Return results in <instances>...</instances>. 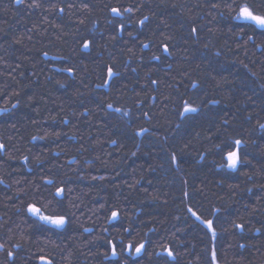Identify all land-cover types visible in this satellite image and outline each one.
<instances>
[{
    "label": "trees",
    "instance_id": "trees-1",
    "mask_svg": "<svg viewBox=\"0 0 264 264\" xmlns=\"http://www.w3.org/2000/svg\"><path fill=\"white\" fill-rule=\"evenodd\" d=\"M228 3L0 0V264L10 248L15 264H264V32L241 31ZM185 101L199 111L181 117ZM227 137L246 141L235 171L213 148ZM48 179L65 187L63 230L25 210ZM126 227L152 241L138 258L107 250Z\"/></svg>",
    "mask_w": 264,
    "mask_h": 264
},
{
    "label": "snow or ice",
    "instance_id": "snow-or-ice-1",
    "mask_svg": "<svg viewBox=\"0 0 264 264\" xmlns=\"http://www.w3.org/2000/svg\"><path fill=\"white\" fill-rule=\"evenodd\" d=\"M16 4H21L23 0H14ZM33 7H36V4L32 5ZM213 8L217 7V5L214 3L212 5ZM227 8L229 11V14L231 15V18L236 21H242L244 22L241 31L244 30V28H250L253 31L255 29H260L262 32H264V4L261 5L260 9L257 10L253 4H250L248 0H229V3L227 4ZM61 12L64 11L63 8L60 9ZM131 8H124L123 12H131ZM111 12L114 16H121L122 10L118 7H112ZM148 17L145 16L143 20H140V24L143 25L145 20H147ZM121 30H123V25H120ZM192 32L195 33L196 29L193 28ZM251 39V37H249ZM83 47L87 49L89 47V42H85L83 44ZM144 48H148V44L143 45ZM163 52L169 53V47L167 45L163 46ZM170 54V53H169ZM153 59L159 60L160 56H153ZM62 71H66L69 74L73 73V69L71 67L62 69ZM135 71V69H133ZM116 76V73L113 71L111 67L107 68V81L105 82L106 87L110 86L108 84V81L112 80L113 77ZM152 84H156V80L151 81ZM63 87V85H61ZM155 99V97H153ZM215 103V101H214ZM15 107V105H13ZM108 108H112L111 104L107 105ZM117 112L120 111V109H116ZM199 109L192 104H190L188 101L184 102L183 110L180 113L181 117L186 118V114L189 113H196ZM128 113L125 112L124 115H127ZM228 121L225 120L224 124H227ZM259 127L261 129H264V124H260ZM148 129H142L141 132L136 133L137 135H142L143 133H147ZM33 139H36L33 137ZM115 143V141H113ZM246 144V141H244L241 138H233V137H227L223 140H221L220 143H216L213 145V148L216 152L220 154V162L218 164V167L220 168H226L230 170H237L242 164L246 163L247 161L245 159H242V146ZM5 146L3 144H0V150H3ZM205 157L202 155L200 157L201 160H203ZM27 159V158H25ZM171 162L175 165H179L180 161L178 160L175 153L171 156ZM2 182V181H0ZM44 191L49 192V196L45 197L40 192V186L36 187V195L33 197V200L31 202H28L25 205V210L27 213L28 218L35 221V223L41 225V226H47L50 229H56V230H63L65 229L66 225L69 223V219L66 213L61 211L63 207V200L66 199L65 196V187L63 186H57L53 180H45L44 184ZM54 188L55 191H51V189ZM70 192L71 189H68ZM185 197L188 196V193H184ZM187 211L191 214L192 217H194L197 221H199L202 225H204L209 232L212 233L213 239H215L216 232L214 228L213 220L211 219H202L201 215L197 213V211H194L191 206L187 208ZM216 212H219L220 209H215ZM121 217V213L118 209L111 210L110 215L107 216V222L109 224H112L115 221H119ZM236 228L243 229L242 224H236ZM85 231H91L90 229H85ZM104 231L107 232V229ZM122 231L126 234L125 236H121L119 240H117L115 237L107 238L106 239V245L107 250H110L112 257H132V258H138L142 256L149 247L152 245V241L148 237V233H144L143 236H140L139 233L133 234V229L131 227L123 228ZM150 231H155L154 229H150ZM259 231V229L257 230ZM14 248L19 249L21 247L20 244L13 245ZM243 247V245H241ZM5 249V244L0 243V251H3ZM157 257L161 258H169L170 261L175 260V254L173 249L168 245H162L161 251L154 252L153 253ZM15 255L16 253L10 248L6 252V258L8 264H15ZM105 257L107 258V252L105 253ZM39 264H53V259L47 257V256H39L38 258ZM212 262L213 264H216V254L215 252L212 253ZM123 264H127V260L123 261Z\"/></svg>",
    "mask_w": 264,
    "mask_h": 264
}]
</instances>
